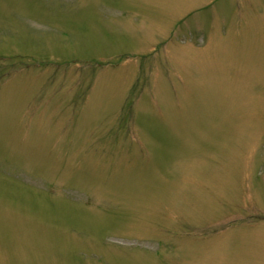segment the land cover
<instances>
[{"label":"rangeland","instance_id":"1","mask_svg":"<svg viewBox=\"0 0 264 264\" xmlns=\"http://www.w3.org/2000/svg\"><path fill=\"white\" fill-rule=\"evenodd\" d=\"M0 264H264V0H0Z\"/></svg>","mask_w":264,"mask_h":264}]
</instances>
